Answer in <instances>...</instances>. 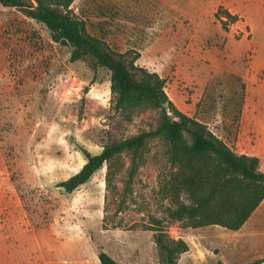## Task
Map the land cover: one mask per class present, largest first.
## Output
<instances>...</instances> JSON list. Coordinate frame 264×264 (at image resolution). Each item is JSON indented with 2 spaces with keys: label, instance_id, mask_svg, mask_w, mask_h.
Instances as JSON below:
<instances>
[{
  "label": "rangeland",
  "instance_id": "1",
  "mask_svg": "<svg viewBox=\"0 0 264 264\" xmlns=\"http://www.w3.org/2000/svg\"><path fill=\"white\" fill-rule=\"evenodd\" d=\"M70 9L116 52H138L136 65L165 80L177 108L229 146L244 129L264 134V0H76ZM221 9L238 17L227 29ZM71 54L45 25L0 5V264H101V252L161 264L154 219L185 238L178 264L263 259L264 203L238 232L168 219L162 189L172 168L161 141L143 153L131 194L129 153L110 190L107 166L74 193L58 187L85 165V150L98 155L159 121L154 111L127 121L114 109L111 73Z\"/></svg>",
  "mask_w": 264,
  "mask_h": 264
},
{
  "label": "trees",
  "instance_id": "2",
  "mask_svg": "<svg viewBox=\"0 0 264 264\" xmlns=\"http://www.w3.org/2000/svg\"><path fill=\"white\" fill-rule=\"evenodd\" d=\"M75 1L35 0L34 6L31 0H0V5L16 8L45 25L55 43L72 48V62L91 58L93 69H107L111 73L114 109L123 113L127 121L143 111L157 112L159 121L154 129L105 145L98 155L85 150V165L58 187L74 193L107 166L106 185L110 190L124 167L122 156L129 153L131 166L125 193L131 194L143 153L151 142L161 141L172 168L162 189L172 205L168 219L182 223L185 229L216 226L240 231L264 202V173L260 171L259 158L237 154L205 124L181 112L167 95L165 80L136 65L138 52L118 53L88 32L85 22L70 9ZM216 17L221 18L225 29L229 20L238 21L237 16L223 9ZM152 224L160 263L178 264L180 256L189 252L188 244L170 237L165 220L154 219ZM99 261L120 264L104 252L99 254ZM250 264H264V258Z\"/></svg>",
  "mask_w": 264,
  "mask_h": 264
},
{
  "label": "crops",
  "instance_id": "3",
  "mask_svg": "<svg viewBox=\"0 0 264 264\" xmlns=\"http://www.w3.org/2000/svg\"><path fill=\"white\" fill-rule=\"evenodd\" d=\"M193 1L195 2V1H199V0H193ZM242 128H243V125H242ZM245 136H248V141L247 142L250 145H246L245 144V140H244ZM231 148L239 155H247V156H250V157L259 158V160H260V171L262 173H264V134H262L260 131H257L256 129L253 130L252 134H250V132H246V130L244 129V130H242V133L239 135V140H238L237 146L236 147H231ZM250 219H249V221H250ZM183 239H184V241H186L185 238H183ZM188 254H189V252L181 255V257L182 258L186 257ZM179 264H181V261H179ZM188 264H194V263L189 261Z\"/></svg>",
  "mask_w": 264,
  "mask_h": 264
}]
</instances>
